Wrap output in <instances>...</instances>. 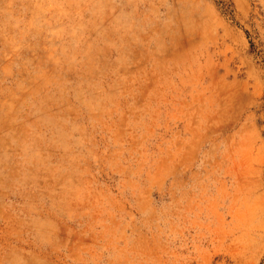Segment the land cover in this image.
I'll list each match as a JSON object with an SVG mask.
<instances>
[{"label": "rangeland", "instance_id": "374dc122", "mask_svg": "<svg viewBox=\"0 0 264 264\" xmlns=\"http://www.w3.org/2000/svg\"><path fill=\"white\" fill-rule=\"evenodd\" d=\"M0 264H264V0H0Z\"/></svg>", "mask_w": 264, "mask_h": 264}]
</instances>
